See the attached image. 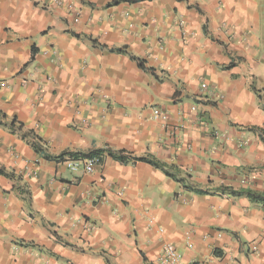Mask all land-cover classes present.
<instances>
[{
  "label": "crops",
  "instance_id": "crops-1",
  "mask_svg": "<svg viewBox=\"0 0 264 264\" xmlns=\"http://www.w3.org/2000/svg\"><path fill=\"white\" fill-rule=\"evenodd\" d=\"M112 1L0 0V264H264V0Z\"/></svg>",
  "mask_w": 264,
  "mask_h": 264
},
{
  "label": "trees",
  "instance_id": "trees-1",
  "mask_svg": "<svg viewBox=\"0 0 264 264\" xmlns=\"http://www.w3.org/2000/svg\"><path fill=\"white\" fill-rule=\"evenodd\" d=\"M136 1H146V0H113L110 5H117L120 2H128V3H134ZM104 47V46H102ZM105 48V47H104ZM111 51H114V49H111ZM118 52H121V50H117ZM139 66L143 68V63L139 61ZM7 126L14 132L20 135L21 139L24 140L35 152L37 155H41V157L45 160H58L62 158L63 155L60 156H51L47 153V150L45 148L44 142L39 138L34 132L32 131H24L23 126L20 123H16L14 119H12L9 123H7ZM262 140L264 138L262 137ZM103 153H106L109 158H111L114 161H117L121 164H129V163H136V162H144L147 163L157 169H160L166 173L168 176H173L168 173L170 170L169 167L163 163H160L159 161L155 160L154 158L147 156V157H136L131 154L126 153L125 151H115L113 149H109L105 147L104 149L100 150H93L87 153H84L82 157L84 158H94V157H99L101 159V155ZM0 175L8 178L9 180L14 179V175L12 173H6L3 169H0ZM179 183L181 181L179 180ZM184 188L189 189L191 191H194L198 194L203 193L202 191H199L197 189H193L194 186L185 184L183 185ZM20 193H23L25 195V198L29 200V193L26 191L24 188H18ZM222 191L228 192L230 195H245L250 202L255 203V204H263L264 205V195L259 194L250 190L246 191H232L231 189H222Z\"/></svg>",
  "mask_w": 264,
  "mask_h": 264
},
{
  "label": "built area",
  "instance_id": "built-area-1",
  "mask_svg": "<svg viewBox=\"0 0 264 264\" xmlns=\"http://www.w3.org/2000/svg\"><path fill=\"white\" fill-rule=\"evenodd\" d=\"M202 91H206V86L202 85ZM158 110L154 111V115H158ZM102 163L99 157L88 158L80 162H69L67 168L70 171H82L83 173H91L95 168L100 166ZM156 264H182L181 257L178 251L171 245H165L158 256Z\"/></svg>",
  "mask_w": 264,
  "mask_h": 264
}]
</instances>
